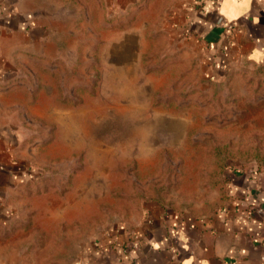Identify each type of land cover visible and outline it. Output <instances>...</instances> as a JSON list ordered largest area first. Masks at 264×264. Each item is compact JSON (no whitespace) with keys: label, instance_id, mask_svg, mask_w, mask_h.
<instances>
[{"label":"rangeland","instance_id":"rangeland-1","mask_svg":"<svg viewBox=\"0 0 264 264\" xmlns=\"http://www.w3.org/2000/svg\"><path fill=\"white\" fill-rule=\"evenodd\" d=\"M49 1L8 83L24 164L0 211V264H106L114 246L133 258L154 213L225 212L237 169L264 172V51L216 73L154 13L144 39H123L136 23L104 0Z\"/></svg>","mask_w":264,"mask_h":264},{"label":"crops","instance_id":"crops-1","mask_svg":"<svg viewBox=\"0 0 264 264\" xmlns=\"http://www.w3.org/2000/svg\"><path fill=\"white\" fill-rule=\"evenodd\" d=\"M104 2L109 15L129 16L123 21L136 23L122 27L123 39L130 33L144 39L141 32L147 29L145 23L150 19L143 17L154 13L159 28L162 26L181 41L199 46L216 73H220L224 62L257 57L264 51V0ZM53 5L56 4L49 0H0V211L9 205L24 164L19 156L14 121L4 113L14 107L6 98L13 92L9 78L14 74L16 61L40 41L37 37L44 27L36 22V14H45ZM231 183L234 194L225 212L210 219L154 213L145 221V227L135 231L136 237L147 243L144 252L133 259L124 256L123 247L114 246L106 253V264H147V260L149 264H231V251L235 252L237 264H264V230L256 229L257 223L264 226V172L256 173L253 168L245 174L236 171ZM247 205L255 206V219L250 220L246 211L241 212ZM156 226L160 227L159 232ZM129 238L123 237L119 243L124 245ZM146 249L151 254L147 260Z\"/></svg>","mask_w":264,"mask_h":264},{"label":"trees","instance_id":"trees-1","mask_svg":"<svg viewBox=\"0 0 264 264\" xmlns=\"http://www.w3.org/2000/svg\"><path fill=\"white\" fill-rule=\"evenodd\" d=\"M253 169H254V171L256 172V173H259V171H261L259 168H257V167H253ZM237 171H239V172H242V174H245V171H247V170H238L237 169Z\"/></svg>","mask_w":264,"mask_h":264}]
</instances>
